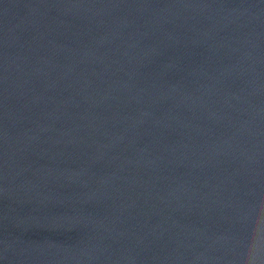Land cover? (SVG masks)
Wrapping results in <instances>:
<instances>
[{
    "label": "water",
    "instance_id": "1",
    "mask_svg": "<svg viewBox=\"0 0 264 264\" xmlns=\"http://www.w3.org/2000/svg\"><path fill=\"white\" fill-rule=\"evenodd\" d=\"M0 264H264V0H0Z\"/></svg>",
    "mask_w": 264,
    "mask_h": 264
}]
</instances>
